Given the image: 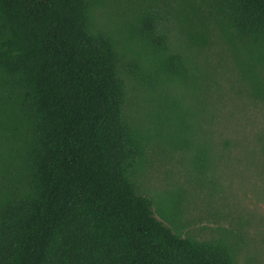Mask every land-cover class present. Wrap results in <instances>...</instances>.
I'll return each instance as SVG.
<instances>
[{
  "label": "trees",
  "instance_id": "16d2710c",
  "mask_svg": "<svg viewBox=\"0 0 264 264\" xmlns=\"http://www.w3.org/2000/svg\"><path fill=\"white\" fill-rule=\"evenodd\" d=\"M107 3L0 0V264H236L137 192L126 80L185 79L169 23L189 46L223 43L264 100V0H144L109 26Z\"/></svg>",
  "mask_w": 264,
  "mask_h": 264
},
{
  "label": "rangeland",
  "instance_id": "374dc122",
  "mask_svg": "<svg viewBox=\"0 0 264 264\" xmlns=\"http://www.w3.org/2000/svg\"><path fill=\"white\" fill-rule=\"evenodd\" d=\"M143 4L108 0L101 21L109 26ZM164 26L187 75L152 88L126 80L125 112L142 142L134 186L183 236L221 239L236 264H264V100L251 97L223 43L199 49Z\"/></svg>",
  "mask_w": 264,
  "mask_h": 264
}]
</instances>
